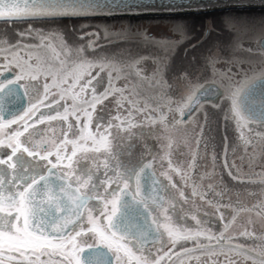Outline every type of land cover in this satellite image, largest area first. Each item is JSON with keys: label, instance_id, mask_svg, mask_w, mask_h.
Returning <instances> with one entry per match:
<instances>
[{"label": "snow or ice", "instance_id": "obj_1", "mask_svg": "<svg viewBox=\"0 0 264 264\" xmlns=\"http://www.w3.org/2000/svg\"><path fill=\"white\" fill-rule=\"evenodd\" d=\"M252 8L264 9V0H0V21L28 23L14 43L0 37V264H264V233L256 232L254 219L264 218V198L226 219L221 209L230 205L215 199L224 192L211 181L212 173L197 178V155L181 161L180 142L171 134L190 126L199 148L207 123L204 105L219 107L223 99L224 120L232 123L244 152L264 139V15L245 11ZM232 9L237 11L221 18L228 40L213 41L201 54L211 84L185 70L179 77L185 91L173 98L162 76L153 78L149 84L167 100L155 105L129 87L133 77L148 79L139 67L144 57L89 56L100 47L99 33H82L85 42L74 47L62 33L45 34L31 23ZM171 31L173 36L156 37L105 29L104 36L158 49L166 60L186 43L200 47L215 29L205 28L199 38L179 23ZM25 37L38 42L25 43ZM244 51L257 55L258 64L242 59ZM149 140L159 142L158 154ZM137 144L147 150L139 158ZM227 152L226 143L229 176L245 182L230 170L235 165L228 164ZM210 158L214 172V151ZM247 182L264 185V174ZM195 197L196 211L185 209ZM240 213L253 215L229 235ZM217 214L223 231L212 228ZM241 238L261 242L250 246Z\"/></svg>", "mask_w": 264, "mask_h": 264}, {"label": "rangeland", "instance_id": "obj_2", "mask_svg": "<svg viewBox=\"0 0 264 264\" xmlns=\"http://www.w3.org/2000/svg\"><path fill=\"white\" fill-rule=\"evenodd\" d=\"M236 12L237 10H225ZM249 15L260 17L264 15V9H247L245 10ZM226 12H215L206 14H188L178 16H151V17H136V18H101V20L87 21L85 19L78 20H61V21H33V28L42 29L45 34L49 32H59L63 34V38L68 42L69 45L78 46L85 41L79 39L80 35L84 32H89L91 29H95L99 33V40L97 41L100 45L99 48L93 53L89 51V56H108L116 60H127L131 58L144 57L139 67L144 70V73L148 69L150 63H155L161 68L162 62L168 66V72L171 73V93L170 96L173 98H179L185 91L184 82L179 79L180 73L187 70L193 74L194 80H198L199 83H205L211 80V74L201 66V54L205 48L211 42H205L200 47L195 49L188 48V44L177 48L171 56H167L165 60V54L158 49L152 47H144L140 43L135 41H123L114 39H105L104 30L107 29L111 33H117L123 29L131 28L133 32L144 31L153 36L160 37L161 35L173 36L171 31L174 24H182L186 26V30L189 35L199 38L196 34L198 27L201 28V32L213 23L214 25L222 23L221 18ZM147 18V19H143ZM105 19V20H102ZM141 19V20H138ZM218 22V23H217ZM223 26V23H222ZM205 27V28H204ZM28 29V23H0V37H7L9 41L15 42L19 39L17 33L26 31ZM224 30V27H223ZM90 33V32H89ZM221 40L227 41L228 36L221 35ZM25 43H37L38 41L34 37L23 38ZM223 39V40H222ZM193 43L195 40L192 41ZM59 39L56 44L59 46ZM188 49L185 51V49ZM44 54H47L45 50H41ZM242 59L249 60L253 64H258L259 57L255 54H250L244 51L239 54ZM63 58V57H61ZM71 59V57H70ZM71 65H69L70 67ZM246 67V65H245ZM142 78V77H140ZM144 84L149 89L147 80H144ZM55 88L51 89L54 92ZM136 90H139L136 88ZM177 92L173 93V91ZM144 102L148 103L151 100V96L148 94H141ZM71 102V101H70ZM224 107L225 101L219 100V107H213L212 103H206L204 105V111L207 113V123L204 125L203 138L197 148L196 135L191 132V127L184 125L178 126L176 129L171 130V134L180 142V146L177 149V156L183 162H187L191 159L193 154L197 155L195 174L197 178L201 173L211 172V181L217 187V190L223 191L224 196L215 197L216 200L223 204L230 205L228 208H222L221 211L226 213V219L230 218L227 214H235V209L241 207H251L258 200L264 198L262 191H264V185L259 183H248L247 178L257 179L259 175L264 174V139H257V141L249 148L246 153L243 150V145L237 139V133L230 121L224 120ZM47 111V109H42ZM115 111V108H112ZM255 130H259V126H255ZM57 134H59V127H57ZM227 138V139H225ZM205 142L207 143V151H205ZM149 145V141L147 142ZM228 145L227 161L228 164L235 165L231 167V171L234 175L244 179L245 182L232 179L229 176V168L224 167V149L225 144ZM139 150V156L141 152L147 150L143 148L142 144H137ZM136 148V150H137ZM255 149L253 154L252 149ZM136 150L134 154H136ZM216 154L215 170L213 169V162L210 158L212 152ZM146 156V155H145ZM178 179V178H177ZM205 185L208 183V179L203 182ZM175 191V190H173ZM186 193L191 195V188L185 187ZM209 198H212L211 194ZM195 201V203H194ZM183 203V202H181ZM200 204L198 197L192 198L187 204H184L185 209H191L193 212L196 211L197 205ZM209 212H215L214 208L208 205L203 206ZM202 214V213H201ZM252 213H240L235 224H233L228 234L234 235L241 231L246 225V220ZM218 214L212 216V228L214 231H223L222 223L218 220ZM255 230L258 234L264 233V218H256ZM244 220L245 223H241ZM190 225L194 223L187 222ZM241 242L247 245H255L260 243V240H245L241 238ZM179 264V261L176 262ZM251 264V262H248Z\"/></svg>", "mask_w": 264, "mask_h": 264}, {"label": "flooded vegetation", "instance_id": "obj_3", "mask_svg": "<svg viewBox=\"0 0 264 264\" xmlns=\"http://www.w3.org/2000/svg\"><path fill=\"white\" fill-rule=\"evenodd\" d=\"M218 12H221V11H218ZM110 19H114V18H110ZM143 19H147V18H143ZM85 20L93 21V20H101V19H85ZM102 20H105V19H102ZM138 20H141V19H138ZM78 21H80V20H78ZM210 26L213 29H215V31L212 32V34L207 38V40L205 42H207V43L211 42L212 43L213 41H219V40H221V37H220L221 35H223L224 37L225 36L229 37V33L227 31L223 30L224 26H218L217 24L214 25L213 23H211ZM201 30L202 29L198 27L197 32H196L197 36H198V33H199V37H201V35L203 34L205 29L203 30V32H201ZM89 32L90 33H98L95 29H91ZM168 68H169L168 66H165L162 71L158 72L159 65H156L155 63L154 64L150 63V65H148L147 71L144 73L145 76L148 79H144L143 77L142 78H140V77L139 78H137V77L131 78L130 82H129L130 89L131 90H136V88H138V86H139V91H140L141 94H148L149 96H151V100L148 102V104H150V105L166 104L167 100L166 99H162V95H157L156 94L157 89L151 87V85L149 84V80H152L153 78H159L160 76H162L163 80H165L167 82V85L165 86L166 87V92H167V95L170 96V93H171V73L167 71ZM144 80L145 81L147 80V82H148V86H149L148 90H147L146 85L144 84L145 83ZM203 84L208 86V85L211 84V80H209V81H207V82H205ZM56 91L57 90H55L54 92H56ZM175 92H177V90L173 91V93H175ZM68 103H71L70 100L68 101ZM149 143H150V146H152V148L154 149V154H158L160 152V150H161L160 146H159V142L156 141V140H149ZM136 154H137V156L135 155L136 158H139V150H138V148L136 150ZM144 158L148 159V156L146 155ZM223 164H224V162H223ZM187 222L195 224V222L190 220V219ZM186 264H188L187 261H186ZM191 264H195V261H192Z\"/></svg>", "mask_w": 264, "mask_h": 264}, {"label": "water", "instance_id": "obj_4", "mask_svg": "<svg viewBox=\"0 0 264 264\" xmlns=\"http://www.w3.org/2000/svg\"><path fill=\"white\" fill-rule=\"evenodd\" d=\"M252 9H261V8H252ZM219 11H225V10H219ZM212 12H218V11H212ZM212 12H181V13H174V14H167V13H156V12H141L139 14H118L113 16H97V17H91L86 19H101V18H136V17H151V16H178V15H188V14H206V13H212ZM67 20V19H65ZM81 20V19H78ZM70 21V20H68ZM4 22V21H0Z\"/></svg>", "mask_w": 264, "mask_h": 264}, {"label": "bare ground", "instance_id": "obj_5", "mask_svg": "<svg viewBox=\"0 0 264 264\" xmlns=\"http://www.w3.org/2000/svg\"><path fill=\"white\" fill-rule=\"evenodd\" d=\"M222 12H226V11H222ZM215 13V12H213ZM222 22V21H221ZM218 23V22H217ZM218 26H222V23H218Z\"/></svg>", "mask_w": 264, "mask_h": 264}, {"label": "trees", "instance_id": "obj_6", "mask_svg": "<svg viewBox=\"0 0 264 264\" xmlns=\"http://www.w3.org/2000/svg\"><path fill=\"white\" fill-rule=\"evenodd\" d=\"M0 23H4V22H0ZM6 23V22H5Z\"/></svg>", "mask_w": 264, "mask_h": 264}]
</instances>
